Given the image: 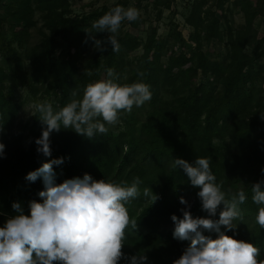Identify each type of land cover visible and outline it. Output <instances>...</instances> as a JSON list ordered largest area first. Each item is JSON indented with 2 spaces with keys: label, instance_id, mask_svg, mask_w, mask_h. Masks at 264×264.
<instances>
[{
  "label": "trees",
  "instance_id": "16d2710c",
  "mask_svg": "<svg viewBox=\"0 0 264 264\" xmlns=\"http://www.w3.org/2000/svg\"><path fill=\"white\" fill-rule=\"evenodd\" d=\"M150 1L158 16L162 7L172 6V0ZM228 1L243 14L244 25L229 28L225 56L218 59L204 46L211 40L223 41L220 23ZM141 2L135 0L134 7L139 9ZM71 4L72 0H8L7 17H0L1 29L4 23L7 26L0 33V53L10 65L0 64V143L5 145L0 157V226L15 215L14 202L21 204L26 215L30 201L42 202L38 195L44 190L42 178L30 182L26 175L51 159L63 158L62 164L53 165L57 184L86 173L94 180L129 184L139 177L141 196L127 204L137 227L126 230L124 248L131 256L149 257L157 249L179 258L190 241L174 238L171 216L182 218L181 209H185L193 218L218 220L224 205L215 216L204 211L199 188L190 184L182 169L173 167V161L181 158L193 163L206 157L223 190L243 188L248 197L241 205L243 221H234L232 230L221 226V231L258 247V259L264 260V228L255 222L259 206L251 199V186L264 179V121L260 120L264 114V65L262 53L246 51L247 46L258 50L263 42L254 19L264 15V0L255 4L216 0L211 6L207 0L194 1L185 19L193 30L194 45L185 47L178 34L179 51L169 48L168 39L159 37L155 27L145 41L125 30L126 26L137 29L143 23L139 16L122 23L117 35L120 50L112 52L108 32H88H94V21L112 7L125 5L126 0L81 15L71 14ZM35 13L41 21L40 39L30 44ZM92 37L102 41L103 51L94 46ZM138 49L141 53L130 57ZM107 68L114 69L121 84H149L152 99L122 115L118 124L108 126L106 135L89 139L71 129L53 131L51 156L38 153L35 140L46 125L34 112L28 125L18 126L16 92L24 89L34 104L48 101L59 108L72 99L73 90L82 96L88 83L106 79ZM145 189L148 197L143 195ZM151 192L157 197L154 202ZM181 197L187 205L180 203ZM202 234L218 237L207 230ZM153 257L159 262L156 254Z\"/></svg>",
  "mask_w": 264,
  "mask_h": 264
},
{
  "label": "clouds",
  "instance_id": "9594fccd",
  "mask_svg": "<svg viewBox=\"0 0 264 264\" xmlns=\"http://www.w3.org/2000/svg\"><path fill=\"white\" fill-rule=\"evenodd\" d=\"M139 16L135 7L117 5L94 21V32L88 33L108 32L107 43L112 52H119L117 35L122 23L136 21ZM92 38L94 46L103 51L102 41ZM106 76L88 83L82 96L73 90L72 99L62 107L54 108L48 101L34 104L35 112L46 125L35 140L38 153L51 156L53 131L71 129L89 139L106 135L108 126L118 124L122 115L152 99L149 84L142 81L121 84L112 68L106 69ZM4 150L5 145L0 143V157L4 156ZM62 163L63 158L51 159L26 175L30 182L42 178L44 190L38 193L42 202L30 201L27 215L19 202L12 204L15 215L0 226V264H120L121 260L127 264H146V255L128 256L122 251L126 230L137 227V221L130 219L127 204L141 196L140 178L135 177L130 184L118 183L111 179L94 180L86 173L82 178L57 184L53 165ZM210 163L211 159L206 157H198L193 163L181 158L173 161V167L182 169L190 184L199 188L197 195L204 211L215 216L218 207L224 205L218 220L193 218L185 209H181L182 218L171 216L174 238L190 241L173 264H264V260L258 259V247L221 231V226L232 230L234 221H243L241 205L248 197L243 188L223 190ZM251 194L252 202L259 206L255 222L264 228V179L251 186ZM143 195L148 197L149 190L145 189ZM156 199L153 194L152 202ZM180 203L187 205L183 197ZM203 230L215 232L218 237L205 236Z\"/></svg>",
  "mask_w": 264,
  "mask_h": 264
},
{
  "label": "rangeland",
  "instance_id": "374dc122",
  "mask_svg": "<svg viewBox=\"0 0 264 264\" xmlns=\"http://www.w3.org/2000/svg\"><path fill=\"white\" fill-rule=\"evenodd\" d=\"M118 1L125 0H72L71 4V14L72 15H81L83 13H88L93 11L94 9L100 8L102 5L112 6L116 4ZM196 0H172L171 9H166L162 7V13L160 16L156 14V9L150 0H142L139 7V13L141 19H143V23L137 29H130L128 26L125 27V30H128L137 33L139 38L142 41H145L147 35L150 32L151 27H155L157 29V34L159 37L167 38L169 41V48H176L178 51L180 48L177 39V35L180 34L182 40L185 42V47L193 46V30L192 28L186 24L185 19L189 14L191 4ZM216 0H207L208 5H213ZM253 4L257 2V0H250ZM135 0H126L125 5H120L125 8L134 7ZM7 5L8 0H0V17H7ZM224 13L225 17L221 20L220 30L223 34V41L211 40L210 43L205 44L204 48H206L211 56H214L218 59H222L226 53V34L231 28L232 30L240 29L244 25V17L243 14L236 9H233L231 5V1H228L224 4ZM219 14V11H218ZM34 19L36 21V25L31 28V39L30 44H34L40 39L39 28L41 27V21L39 19L38 13H35ZM4 29L0 27V33L2 30L6 29V23L3 24ZM254 27L258 32V37H264V15L257 16L254 19ZM1 45V44H0ZM246 51L250 54H259L262 53L261 64L264 65V39L258 50H255L254 46H247ZM141 53V49H138L130 54V57L139 55ZM0 64L4 67H9V62L2 57L0 53ZM23 67H26V64H23ZM264 85V84H263ZM18 105H20L18 116H17V124L18 126H25L30 123V119L35 112L34 110V102L26 96L25 90L20 89L16 92ZM264 115V114H262ZM260 120H263L260 118ZM27 131V130H25ZM172 227H175L172 226ZM122 251L128 255L130 252L123 248ZM159 258V262L154 259L153 255ZM159 254V255H158ZM151 256H147L146 264H173V262L178 259L176 255L172 253H166L162 251H158L157 249L152 250ZM156 261V262H154ZM120 264H127L125 260H121Z\"/></svg>",
  "mask_w": 264,
  "mask_h": 264
}]
</instances>
